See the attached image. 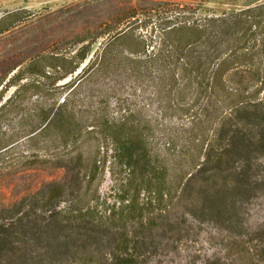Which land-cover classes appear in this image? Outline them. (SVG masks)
Masks as SVG:
<instances>
[{
    "label": "rangeland",
    "instance_id": "rangeland-1",
    "mask_svg": "<svg viewBox=\"0 0 264 264\" xmlns=\"http://www.w3.org/2000/svg\"><path fill=\"white\" fill-rule=\"evenodd\" d=\"M160 2L180 12L160 19ZM262 2L0 0V234L40 218L48 201L62 208L64 200L81 196L95 198L99 210L117 208L118 198L133 197V187L156 170L157 161L171 199L159 211L154 195H138L139 203L151 199L143 211L144 222L151 221L145 243L158 251L150 262L242 264L228 248L238 232L250 240L264 227V159L256 153L250 162L237 163L239 171L249 163L252 181L259 185L241 204L240 225L229 232L192 218L179 197L194 168L188 131L192 118L203 116L205 88L175 82L184 73L158 57L162 28L206 25V18ZM254 45L250 40L242 50L255 51ZM240 87L245 94L255 90L247 83ZM62 115L71 117L73 137L65 136ZM116 140L143 148L146 165L134 170L120 165ZM9 241L14 246L28 242L15 234ZM8 256L2 253L0 260Z\"/></svg>",
    "mask_w": 264,
    "mask_h": 264
},
{
    "label": "trees",
    "instance_id": "trees-1",
    "mask_svg": "<svg viewBox=\"0 0 264 264\" xmlns=\"http://www.w3.org/2000/svg\"><path fill=\"white\" fill-rule=\"evenodd\" d=\"M179 9L160 2L156 4V15L163 19L176 15ZM204 22L206 25L162 28L158 58L169 59L176 70L184 73L185 77L175 82L185 80L205 88L203 116L192 118L188 131L194 168L179 198L195 220L231 232L240 225L241 204L259 186L252 181L249 163L243 171L238 170L237 163L250 162L256 153L264 159V98L256 99L260 92L264 94V2ZM250 40H254L255 51H243ZM200 47L203 50L197 52ZM164 48L170 49L167 56L162 53ZM255 55H260L256 64ZM243 83L255 90L242 93ZM60 121L65 136L73 137L71 117L62 115ZM115 143L120 165L132 170L146 165L143 148L126 147L120 140ZM158 163L140 186L133 187V197L124 194L118 198L117 208L113 204L110 209L99 210L95 198L86 201L81 196L64 200L62 208L45 202L47 209L40 218L18 223L11 233L0 234V254L9 255L0 264H152L150 258L158 250L145 243L151 235V221L144 222L143 216L151 199L139 203L138 195L140 191L154 195L159 211L171 199L169 181ZM12 234L28 242L14 246L9 241ZM237 237L228 250L238 253L242 264L264 260V227L257 228L250 240H244L239 232Z\"/></svg>",
    "mask_w": 264,
    "mask_h": 264
}]
</instances>
